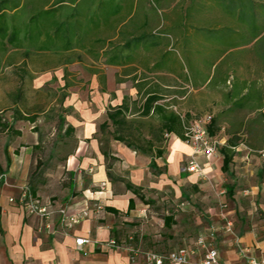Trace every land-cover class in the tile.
Instances as JSON below:
<instances>
[{"label":"crops","instance_id":"obj_1","mask_svg":"<svg viewBox=\"0 0 264 264\" xmlns=\"http://www.w3.org/2000/svg\"><path fill=\"white\" fill-rule=\"evenodd\" d=\"M177 1L180 0L174 2ZM189 33L194 35L191 30ZM200 38L193 37L184 52L187 50L189 55L197 52V46L201 50L213 47L211 42ZM183 43L181 40L180 48H184ZM175 52L178 61L174 72H151L148 68L152 63L140 58L123 65L108 64L104 58L95 59L79 50L74 61L87 58L102 64V68H92L94 103L85 105L82 99L73 113L57 115L61 140L63 144L69 139L75 141L74 152L63 160L57 159L53 168L46 167L40 172L34 168L37 152L44 144V132L34 125L40 113L44 115L48 110L41 106L36 110L32 106L21 108L20 103L26 97L20 85L27 77L32 80V72L19 68L22 73L16 74L23 77L20 85L6 95L8 105H0V264H149L143 256L131 261L129 251L110 246L109 241L125 240L144 251L157 252L180 246L195 247L200 236L210 239L211 226L222 223L219 214L222 203L233 221L235 233L219 231L211 239L219 250L221 262L243 264L246 259L239 253V246L248 248L249 256L264 259V232L247 216L252 210L264 207V159L258 151L245 141L232 146L235 154L229 171L223 170V156L219 151L216 157L199 154L197 160L203 169L196 173L185 169L192 147L175 132L160 131L162 140L157 141L146 128L140 129L142 141H154L153 148L163 150L161 156L136 150L141 144L135 140L136 145L130 146L115 137L119 133L108 117L110 106H117L127 98L131 106L138 107L151 90L163 94L158 103L168 104V108L183 118L186 114L190 116L189 124L196 117L214 115L223 107L221 94L206 87L215 65L209 68L195 55L194 63L189 66L193 70L189 71L182 49ZM18 53L24 55L22 62L30 56L24 50L15 51ZM14 60L12 53L6 55L0 71L14 65ZM109 68L119 69L121 73L116 75L115 70L111 76L107 73ZM64 69L63 89L66 81L72 85ZM238 70L245 75L244 60ZM207 74L208 81L195 87L192 78ZM229 77H233L231 72ZM127 78L138 86L136 92L126 95L114 90L111 98V85ZM254 115L251 113L245 118ZM127 118L134 120L140 116L132 111L127 113ZM102 124L106 125L103 131ZM156 124L159 126L158 121ZM225 127L226 124L214 136L219 147L227 144L229 136ZM102 182L106 185L101 186ZM25 185L45 202L65 207L70 213L98 203L103 208L99 217L83 220L68 234L38 231L43 220L10 201ZM79 236L90 239L81 248L76 244ZM199 258L200 254L192 256L193 260Z\"/></svg>","mask_w":264,"mask_h":264},{"label":"trees","instance_id":"obj_2","mask_svg":"<svg viewBox=\"0 0 264 264\" xmlns=\"http://www.w3.org/2000/svg\"><path fill=\"white\" fill-rule=\"evenodd\" d=\"M174 1L0 0V66L6 55L19 50L26 56L60 55L59 64L74 61L82 50L108 64L123 65L140 58L152 63L151 72H174L175 49H182L188 67L197 55L207 67L215 65L210 79L208 74L194 76L192 83L199 87L209 79L206 87L221 94L223 107L211 115L205 127L216 136L226 124L227 144L218 149L222 168L229 171L235 154L232 146L245 141L256 151L264 148V0ZM193 37H202L213 47L201 50L197 46V52L188 55L183 49ZM181 40L184 48L179 46ZM242 60L244 76L238 70ZM69 86L66 81L64 87ZM148 92L138 107L131 106L127 98L110 106L108 117L119 133L117 139L130 146L136 145L135 140L141 144L136 150L161 156L163 150L153 148L154 141H142L140 129L146 128L157 141L162 140L160 131L184 137L190 116L183 118L168 104L158 103L164 97L159 91ZM132 111L140 118L129 120L127 113ZM251 113L255 115L246 119ZM105 128L102 124V131Z\"/></svg>","mask_w":264,"mask_h":264},{"label":"rangeland","instance_id":"obj_3","mask_svg":"<svg viewBox=\"0 0 264 264\" xmlns=\"http://www.w3.org/2000/svg\"><path fill=\"white\" fill-rule=\"evenodd\" d=\"M13 56L16 63L0 71V105H8L6 101L8 97H6V95L12 94L20 85V81L23 77L16 74V72L22 73L19 68L26 70L27 73L32 72V80L30 81L27 77L20 85L26 97V101H22L20 106L22 109L32 106V110H36V107L41 106L43 110H48L44 115L41 114L42 112L40 113V118L34 125L44 132V144L37 152V164L34 168L35 172H40L46 167L53 168V164L57 162V159L63 160L67 154L74 152L75 141L69 139V141L63 144L61 140L57 115L60 113H73L82 99L83 104L92 106L91 104L94 103L92 81L94 74L92 68L93 66H101L102 68V64L84 58L81 61L70 62L67 66H63V64L57 66L59 64L58 62L61 61V56L53 53H31L25 62H22L23 54L13 53ZM64 67L66 68L67 80L72 82V85L65 89L62 87L64 84ZM115 70L116 75L121 73V70L114 68H109L107 73L112 76ZM25 77L26 76H24V78ZM111 84L113 83L111 82ZM135 89H138V86L131 78H127L126 81L123 80V82L115 81V83L111 85L110 97H114V90L119 94L129 95L132 93L134 94L136 92ZM4 113H7V110H5ZM46 114H48V116ZM45 116H47V120H45ZM200 117H196V119ZM50 171H52V169H50ZM246 183L251 184L252 182ZM262 206H264V202H262ZM247 216H249L248 219L251 220L256 227H261V230L264 232V229H262L264 228V207L252 210L250 215L248 214ZM229 234L233 235V233Z\"/></svg>","mask_w":264,"mask_h":264},{"label":"built area","instance_id":"obj_4","mask_svg":"<svg viewBox=\"0 0 264 264\" xmlns=\"http://www.w3.org/2000/svg\"><path fill=\"white\" fill-rule=\"evenodd\" d=\"M211 119V114H207L197 119L194 123L185 127L184 140L190 144L193 149L185 167L190 172L200 173L203 169L197 156L206 154L216 157L218 155L219 142L216 137L211 136L205 124ZM258 153L264 159V149ZM1 179V177H0ZM106 185L105 182L101 186ZM10 201L22 206L27 214H33L42 219L38 231H48L51 233L64 232L66 234L83 220L91 217H99L102 211L101 204H95L92 208H86L77 212L70 213L65 207L54 206L52 202H45L38 195L34 194L30 186L25 185L21 188L18 196L10 197ZM225 205L222 203L219 214L223 220L219 225H213L210 228V239L200 236L197 239L195 247L180 246L168 252H157L153 250L144 251L141 247L134 246L125 240L118 241L115 238L109 241V245L117 249L127 250L130 252L131 261H136L143 256L149 264H223L220 260L218 248L212 245L211 239L219 231L234 234L233 221L229 219L224 211ZM88 237H76L78 247L89 242ZM248 248L239 246V253L246 259L243 264H264V259H258L248 255ZM200 254L198 260H193L192 256Z\"/></svg>","mask_w":264,"mask_h":264}]
</instances>
